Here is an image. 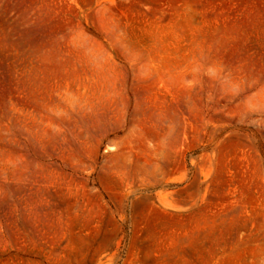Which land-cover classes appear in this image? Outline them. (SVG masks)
Instances as JSON below:
<instances>
[{
    "label": "rangeland",
    "instance_id": "1",
    "mask_svg": "<svg viewBox=\"0 0 264 264\" xmlns=\"http://www.w3.org/2000/svg\"><path fill=\"white\" fill-rule=\"evenodd\" d=\"M0 264H264V0H0Z\"/></svg>",
    "mask_w": 264,
    "mask_h": 264
}]
</instances>
